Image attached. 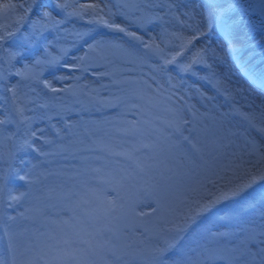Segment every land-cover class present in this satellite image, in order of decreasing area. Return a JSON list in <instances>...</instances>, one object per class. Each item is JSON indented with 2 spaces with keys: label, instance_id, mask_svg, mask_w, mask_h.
<instances>
[{
  "label": "rangeland",
  "instance_id": "obj_1",
  "mask_svg": "<svg viewBox=\"0 0 264 264\" xmlns=\"http://www.w3.org/2000/svg\"><path fill=\"white\" fill-rule=\"evenodd\" d=\"M103 1H108L110 4L115 2L112 0H99L100 3H104ZM8 2L27 6L29 0H0V3ZM41 2L47 5L44 11L52 12L53 17L57 20L64 19V13L60 9L52 7L56 3H63L64 0H41ZM69 2L83 3L86 0H70ZM139 2L146 7H143V11L148 9V13L161 12L162 14L161 9L149 7V4L160 2V0H139ZM255 3L256 0H237L238 10L235 14L233 12L229 14V22L238 20V23L242 26L243 29H240V39L238 40L249 47L252 46L251 50L246 51L249 59L244 61V65L250 67L253 65L250 68V73L257 74L262 78V86H256L249 81L247 76H242L243 81L232 76V68L234 66L235 70L236 67L235 62L237 59L243 58V54L239 52V48L234 46L235 41L232 40L235 36L236 27L232 29L231 35L233 56L228 52L229 37L221 31L219 26L210 29L211 33L209 35L208 28H202L203 31L207 32V36L197 44V47L208 45L215 49L219 57L216 62L217 64L220 63V65L214 63L215 70L225 74L234 86L245 90L243 94L235 95L234 100H228L223 95H219L214 102L215 107L211 105L202 106V102L199 101V97L191 86L201 88L208 95H214L215 93L210 90L211 85L198 78L204 76L208 69L204 65H197L195 70L198 76H192L191 74L178 75V69L174 66L169 67L173 77L186 81L184 89L191 94V98L186 97V101L194 104L198 110L196 121L199 119V123L195 124V130H192V125H186L184 126L183 135L192 138L198 128L204 125L205 137L199 143L197 142L198 147L201 148L200 153H194L191 145L182 140L179 148H177L179 150L177 153H166L165 149L172 144V138L175 140L181 139L179 134L171 139H166L157 131V129L167 128L165 122L171 119V114L168 111L169 108L173 107L171 102L164 101L147 111L145 100L141 99L137 92L127 87L125 91L121 92L119 90L120 86L115 85L110 86L107 90L99 89L100 84L109 85L110 81L108 78L98 80L91 75V72L84 75L81 83L98 88L101 96L108 97L110 94L120 96L121 103L118 105H102L86 96H72L70 94H62L59 99H53L50 94H47V90H42V86L37 88L40 95L37 103L48 102L63 105L65 108V111L61 112L60 115L53 113L51 121V124H55L56 128L60 129L59 135H57L55 129L48 127L47 121L39 122L36 125L38 128H44L45 134L54 140L52 145H41L38 140L36 141V146L40 147L41 151L50 154L40 155L32 149L21 148L22 128L12 140L0 138V173L4 168H8L11 178L6 191L4 224L11 227L19 256L17 260H20L19 248L26 240H30L34 244L37 241L51 242L49 237H59L61 228L72 239H76V237L71 236V229L64 225L58 226V222L74 217L72 223H76L79 212L75 207V202L80 195L79 192H84L85 185L94 187L97 190L96 195L116 199L120 203L134 207L136 212L149 213L146 217H137L129 212L125 218H119V214H114L118 218L112 220L105 217L101 211H96L97 228L104 229L107 227L113 229V231H105L104 237L110 240L111 245L120 250L121 259L119 261L111 255H106V259L112 261L113 264H144L146 257L140 253L163 244L161 230L169 226L166 221L171 220L175 214L185 211L188 202L198 198L196 193L190 191L191 188L196 186L194 184L195 177L182 175L189 167L188 159H196L199 163L201 156L205 160H211L213 156H219L222 152L226 154L242 152L244 146L243 136L232 134L239 128L240 118L233 116L230 119L221 120L220 113L229 111L234 103L244 105L245 100L242 99V95L250 94L257 101L264 98V65L262 64L264 54L257 52V49L262 47L263 41L259 40V45H252L255 42L256 33L261 35L262 40L264 39V16L261 15L258 8L250 7ZM15 15H23L25 19L8 43L0 48V65L5 68H7L5 49H12L20 53L13 61L16 68H22L26 63L33 64L36 60H45L48 58V54L57 56L61 47L70 49L69 57L79 55L82 52L79 48L72 47L73 37L66 34L63 29H68L69 32L83 30L87 27L85 21L72 17L63 23L59 30L48 28L33 34L30 21L37 19L36 11L25 13L23 9L18 7L7 21L0 20V22L14 23ZM236 17H239V19ZM148 31L155 35L160 31V23L154 22L149 25ZM104 32H107V30L105 29ZM232 57H235V60ZM65 62L71 61L66 58ZM250 62L253 64H249ZM113 64L115 68L120 69L118 78L148 79L149 76H155L157 84L162 89V95H167L170 92L165 78L147 65L137 68L134 72H129L125 69L132 67L131 65L115 58ZM222 64H225V67L221 69ZM96 70L104 71V69ZM37 71L42 72V79L49 81H53L54 76L72 74L62 66L40 65L37 67ZM239 71L240 68L235 70L240 75ZM141 73H143L142 76ZM15 79V77L12 78L13 83H15ZM176 79L172 82L175 81L176 83ZM54 83L57 87H63L62 83H56L55 81ZM67 83H71V81H67ZM149 83H152V81L149 80ZM157 84H153V88L157 87ZM133 87L142 88L143 86ZM149 94L152 93L149 92ZM181 94L183 95L184 91ZM2 95L4 93L0 92V96ZM187 118L191 119V116L189 115ZM149 119L153 121L150 131H144L146 126L143 123L138 126L135 124L136 121ZM14 129V126H9L10 132L16 131ZM144 144H151L154 147L145 148L142 146ZM229 144L230 147L228 148L222 147ZM104 145H111L115 152H128L139 149L135 152V155L150 167L141 172L125 156L114 155L104 150ZM171 149L174 150V148ZM9 153L12 154L11 157ZM221 161L224 162L223 157H221ZM181 164H183V167ZM165 165L177 173L172 181L161 178V174L165 177L172 175V172L165 170ZM94 168H100L102 171L95 173L92 171ZM16 170H19L20 175L30 171L39 174L41 177L40 182L28 186L24 181L18 179ZM126 173L129 178L117 184L116 180ZM222 175L226 179L232 177L231 172H224ZM156 183L165 186L167 206L172 209L171 214L162 211H158L155 215L151 214L152 209L157 207V193L151 190V186ZM169 184L171 185L170 188L167 187ZM208 188L213 190L210 185ZM18 191L21 193L26 192L27 195L21 200H10L9 195H15ZM262 192H264V183L258 182L243 196L235 200L222 201L209 212L197 217L189 231L184 234L183 241L166 254V264H174L177 261L181 264H187L190 259L204 260L203 249L205 247L221 250L242 248L249 233L253 229L259 232L261 224L264 223L261 217V211L264 208L260 203ZM69 193H72L70 197ZM89 199L93 200V203L95 202V198ZM133 200H137V202L135 203ZM250 204L255 206L250 207ZM70 208L73 210L69 211ZM10 217L14 219H10ZM210 233L227 234L213 239ZM0 259L3 260L1 248ZM209 264H229V261L228 259L217 258L210 261ZM236 264H239V262H236Z\"/></svg>",
  "mask_w": 264,
  "mask_h": 264
},
{
  "label": "snow or ice",
  "instance_id": "obj_2",
  "mask_svg": "<svg viewBox=\"0 0 264 264\" xmlns=\"http://www.w3.org/2000/svg\"><path fill=\"white\" fill-rule=\"evenodd\" d=\"M18 7L25 13L36 11L37 19L30 21L33 34L48 28L59 30L60 26L72 17L85 21L87 24L83 30L69 32L68 29H63L66 34L73 37L72 47L79 48L82 51L80 55L69 57L70 49L61 47L57 56L48 54V58L45 60H36L33 64L26 63L22 68H16L13 61L20 53L12 49H5L7 68L0 65V92L4 93L0 96V138L12 140L22 128L21 148L32 149L40 155L50 154L41 151V148L36 146L37 140L41 145L54 144V140L45 134L44 128L36 127L39 122L47 121L48 127L55 129L59 135L60 129H57L55 124H51V121L53 113L60 115L65 111V108L63 105L48 102L37 103L40 99L37 88L40 86H42V90H47V94H50L53 99H59L62 94H70L86 96L102 105H118L121 103V97L113 94L108 97L101 96L99 89L107 90L110 86L115 85L120 86L119 90L123 92L127 87L137 92L140 98L145 100L147 111L164 101L171 102L173 107L168 109L171 119L165 122L167 128L157 129V131L166 139H171L179 134L181 139L175 140L170 146L179 148L182 140L191 145L194 153H200L201 148L191 136H184L183 131L186 125H192V130H195L198 110L194 104L186 101V97L191 98V94L184 89L186 81L173 77L169 67L174 66L178 69V75L191 74L192 76H198L195 70L197 65H204L208 69L204 76L198 78L211 85L210 90L215 94L208 95L201 88L191 86L204 107L209 105L215 107L214 102L219 95H223L228 100H234L235 95L245 92L244 89L234 86L225 74L217 72L214 63H209V61L215 62L219 59L215 49L208 45L197 47V44L207 36V32L202 28L211 29L215 21L221 31L229 37L228 50L232 51L231 35L237 21L229 22V14L238 7L237 0H160V2L149 5L153 9H161L162 14L161 12H144V6L139 0H115L112 4L100 3L99 0H86L83 3L64 0L63 3H56L52 6L64 13L63 20H57L53 17L52 12L44 11L47 5L41 0H29L27 6L11 2L0 3V20L7 21ZM250 7L258 8L261 15L264 16V0H256V3ZM24 19L23 15H15L14 23L0 22V48L13 37ZM154 22L160 23V31L155 35L148 31V26ZM105 29L107 32H104ZM66 58L71 62H65ZM114 58L121 59L125 64L131 65L132 67L125 69L129 72L148 65L154 72L165 78L170 92L167 95H162V89L157 84L155 76H149L148 79L118 78L120 69L114 67ZM40 65L62 66L72 74L54 76L53 81H49L42 79V72L37 71V67ZM13 69L15 70L13 71ZM96 69H104V71ZM89 72L98 80L108 78L109 85L100 84L98 89L81 83L84 75ZM142 75L143 73H141ZM13 77L16 78L15 83L12 82ZM174 79H176V83L172 82ZM149 80L152 83H149ZM54 81L62 83L63 87L55 86ZM67 81H71V83H67ZM153 84H157V87L153 88ZM140 85L143 87H133ZM182 91H184L183 95ZM149 92L152 94L150 95ZM242 99L245 100L244 105L234 103L229 111L220 113L221 120L230 119L233 116L240 118V126L232 134L243 136L242 152L230 154L222 152L219 156H213L211 160H205L201 156L199 163L196 159H188L189 167L182 175L195 177L194 184L196 186L190 191L196 193L198 198L189 201L185 211L175 214L171 220L166 221L169 226L161 230L163 244L140 253L146 257L144 264H166V254L183 241L184 234L189 231L197 217L209 212L222 201L235 200L243 196L258 182L264 183V98L257 101L255 97L248 94L242 95ZM29 113L31 114L29 115ZM189 115L191 119L187 118ZM141 123L146 126L145 132L150 131L153 125V121L150 119L135 122L137 126ZM9 126H14L16 131L10 132ZM142 146L145 148L154 147L151 144ZM103 147L104 150L114 155L125 156L141 172L150 167L135 155L139 149L115 152L111 145ZM222 147L228 148L230 144ZM11 155L9 153L10 157ZM221 157L224 158V162L221 161ZM181 166L183 167V164ZM164 167L166 171L172 172V175L165 177L161 174V178L172 181L177 173L167 165ZM92 171L100 173L102 170L94 168ZM224 172H231L232 177L226 179L222 175ZM16 175L28 186L39 183L41 179L39 174L31 171L20 175L19 170H16ZM128 178L129 175L126 173L120 176L116 183L120 184ZM6 179V176L0 175V188L6 183ZM209 185L213 190H209ZM167 187L170 188L171 185L169 184ZM151 190L157 193V207L152 209L151 214L155 215L158 211L171 214L172 209L167 206L165 186L156 183L151 186ZM26 195V192L19 195L10 194L9 199L17 201ZM68 195L70 197L72 193ZM93 195L97 207L91 212L99 210L105 217L112 220L118 218L114 214H119V218H125L129 212L137 217L149 215L145 212H136L134 207L120 203L116 199L95 193ZM91 203L93 200L82 195L75 202V207ZM260 203L264 208V192L260 195ZM249 206L254 207L255 205L250 204ZM72 210L69 209V211ZM261 217L264 220V210L261 211ZM10 219L14 218L10 217ZM73 219L74 217H69L59 221L58 226H67L72 230L71 236L76 239H72L61 228L59 237H49L51 242L37 241L34 244L32 241L26 240L21 255H30L23 260H17V246L14 243L13 234L6 228L5 235L8 237L11 260L0 259V264H113L112 261L105 258L106 255L115 257L117 261L121 259L120 250L111 245L110 240L104 237L105 231H113V229L106 227L89 230L82 226L78 218H76V223H72ZM226 234L210 233L213 239ZM203 252L204 260L190 259L187 264H209L210 261L217 258L228 259L229 264H236V262L239 264H264V223L261 224L259 232L253 229L249 233L240 249L221 250L205 247ZM174 264H181V262L177 261Z\"/></svg>",
  "mask_w": 264,
  "mask_h": 264
},
{
  "label": "bare ground",
  "instance_id": "obj_3",
  "mask_svg": "<svg viewBox=\"0 0 264 264\" xmlns=\"http://www.w3.org/2000/svg\"><path fill=\"white\" fill-rule=\"evenodd\" d=\"M70 1V0H69ZM112 1H115V0H112ZM111 1V2H112ZM104 3L106 2V3H109L108 1H103ZM110 4V3H109ZM149 5H151V4H149ZM144 8H146L145 6H144ZM237 8H235L232 12L235 14L236 12H237ZM240 10V9H239ZM148 11V9L147 10H145L144 12H147ZM232 12H231V14H232ZM148 13V12H147ZM232 16V15H231ZM235 16V15H234ZM233 16V17H234ZM237 18V17H236ZM237 19H239V17L237 18ZM236 21V20H235ZM236 27V31H235V36H234V38H232V40H234L235 42H234V46L235 47H237V48H239L238 50H239V52L241 53V54H243L242 56H243V59L242 60H244V61H246L247 59H249V57H248V53H246V51L247 50H251V48H252V46L251 47H249V46H247V45H245L244 43H242L240 40H238V39H240V37H239V32H240V29L242 28V26L238 23V20H237V23L233 26V28H235ZM243 29V28H242ZM208 32V35L211 33L209 30L207 31ZM212 37V36H211ZM255 42L254 43H252V45H256V44H258L259 45V43H258V41L259 40H261V41H263V44H262V47L260 48V49H257L258 51L257 52H259V53H263L264 54V39L262 40V38H261V35L259 34V33H256V36H255ZM80 54H82V52L80 53ZM79 54V55H80ZM220 57H222V58H224L223 56H220ZM116 60H118V61H122L121 59H118V58H115ZM254 61V60H253ZM230 62V61H229ZM210 63H216V65H220V63H218L217 64V62L215 61V62H213V61H210ZM252 62H250L249 64H251ZM253 64V63H252ZM263 65H264V62L262 63ZM227 65V64H226ZM148 66V65H147ZM228 66V65H227ZM252 66L253 65H251V68H252ZM117 67V66H116ZM223 67H225V64H222L221 65V69L223 68ZM230 67V66H229ZM244 67V66H243ZM243 67H241V69H240V71L242 70L243 71ZM233 70H234V66H233V68H232ZM232 70V76L234 77H236L237 79H239V80H241V81H243V78H242V76L241 75H239L237 72H235V70H237L236 68H235V70L233 71ZM235 72V73H234ZM173 83H175V81L173 82ZM173 105V104H172ZM171 116V115H170ZM197 122L199 123V119H198V121H196V123L195 124H197ZM204 134H205V128H204V125L202 126V127H199L198 128V131H196V133H194L193 134V136H192V139H193V141H195L196 143L198 142L199 143V141L200 140H203L204 139ZM174 138H172L171 139V142L173 143L174 142ZM188 145H190V144H188ZM171 148H174V150L172 151V149ZM165 151H166V153L167 154H170L171 152H173V153H177L179 150L177 149V148H175V147H171L170 145H168L167 146V148L165 149ZM186 151V150H185ZM171 156H172V154H171ZM5 171H7V170H5ZM4 172V171H3ZM2 172V173H3ZM2 175V174H1ZM83 191L84 192H82V191H80L79 192V196L77 197V200L78 199H80V197L83 195L85 198H94V193L95 194H97V190L94 188V187H91V186H88V185H85L84 186V189H83ZM21 192L20 191H18L17 192V194H15V195H19ZM86 194H87V196H86ZM134 201V200H133ZM143 202H144V199L142 200ZM135 203L137 202V200L136 201H134ZM143 202H141V204H143ZM96 207V205H95V202L94 203H91V204H87V205H81L80 207H77V210H78V212H79V214H78V219H79V221L81 222V224H82V226L83 227H85V228H88L89 230H94V229H98L97 228V226H96V212H91V210L92 209H94ZM5 209H6V192H5V196H4V204H3V212H4V215H3V220H2V225H3V222H4V217H5ZM87 210V211H86ZM8 229V231L10 232V233H12V231H11V227H9V226H6ZM13 234V233H12ZM14 243H15V239H14ZM15 245H16V243H15ZM19 251H20V260H23V259H25V258H27V256L28 255H30V254H24V255H21V253L23 252V245L22 246H20V248H19ZM16 257H19L18 256V251H17V247H16Z\"/></svg>",
  "mask_w": 264,
  "mask_h": 264
}]
</instances>
